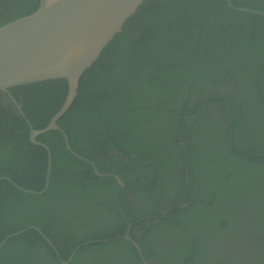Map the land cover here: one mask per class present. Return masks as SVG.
<instances>
[{"label": "trees", "instance_id": "trees-1", "mask_svg": "<svg viewBox=\"0 0 264 264\" xmlns=\"http://www.w3.org/2000/svg\"><path fill=\"white\" fill-rule=\"evenodd\" d=\"M232 2L264 12V0ZM39 5L0 0V26ZM9 91L42 130L68 84ZM58 125L82 158L51 130L37 138L52 154L48 190L0 183V242L35 225L58 253L30 231L5 242L0 264H61L78 246L69 264H143L121 239L130 224L155 263L264 264L263 16L227 0H144L83 74ZM47 163L0 92V178L40 191Z\"/></svg>", "mask_w": 264, "mask_h": 264}, {"label": "water", "instance_id": "water-1", "mask_svg": "<svg viewBox=\"0 0 264 264\" xmlns=\"http://www.w3.org/2000/svg\"><path fill=\"white\" fill-rule=\"evenodd\" d=\"M143 2L144 0H40L34 13L0 26V92L8 96L27 123L31 142L44 147L48 154L47 174L42 190L26 189L7 176L1 177L0 183L8 181L17 189L30 194L40 195L48 190L52 154L50 148L37 138L51 130L61 131L68 150L82 158L71 149L69 138L58 125V121L77 98L79 81L83 74L93 66ZM227 4L236 11L264 17L263 11L235 6L232 0H227ZM57 79L67 81L68 93L65 102L46 128L36 130L9 90ZM95 171L100 176L104 175L96 169ZM116 177L121 186L125 187L119 176ZM132 227L131 225L128 228L121 239L129 241L135 247L143 264H153L144 256L138 241L131 236ZM30 231L38 233L57 252L54 243L35 225L7 235L0 242V249L9 239ZM80 247L73 250L67 260L59 257L61 264H69Z\"/></svg>", "mask_w": 264, "mask_h": 264}, {"label": "flooded vegetation", "instance_id": "flooded-vegetation-1", "mask_svg": "<svg viewBox=\"0 0 264 264\" xmlns=\"http://www.w3.org/2000/svg\"><path fill=\"white\" fill-rule=\"evenodd\" d=\"M8 97V96H7ZM10 100V99H9ZM16 109V108H15ZM227 121V119H223V122H226ZM158 165V164H157ZM190 168V167H189ZM188 168V169H189ZM191 172V173H190ZM192 172H194V171H191L190 169H189V174H188V182L190 183V185L192 186V183L194 182V180H193V177H192ZM116 176H119V175H114V177L118 180V178L116 177ZM120 178V177H119ZM120 180L122 181V179L120 178ZM118 182H120L119 180H118ZM123 182V181H122ZM165 213V212H164ZM132 224H130L129 226H128V228L131 226ZM133 227H132V229H131V232H130V234H132L133 233V231L135 230L134 229V225H132ZM128 228H127V230H128ZM127 232V231H126ZM132 236V235H131ZM135 239V238H134ZM129 242V241H128ZM149 261L150 262H152V263H155L153 260H151L150 258H149ZM155 264H159V263H155Z\"/></svg>", "mask_w": 264, "mask_h": 264}]
</instances>
